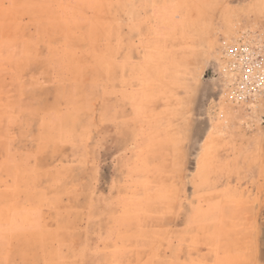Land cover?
<instances>
[{
    "label": "rangeland",
    "instance_id": "rangeland-1",
    "mask_svg": "<svg viewBox=\"0 0 264 264\" xmlns=\"http://www.w3.org/2000/svg\"><path fill=\"white\" fill-rule=\"evenodd\" d=\"M250 36L264 0H0V264H264Z\"/></svg>",
    "mask_w": 264,
    "mask_h": 264
},
{
    "label": "built area",
    "instance_id": "built-area-1",
    "mask_svg": "<svg viewBox=\"0 0 264 264\" xmlns=\"http://www.w3.org/2000/svg\"><path fill=\"white\" fill-rule=\"evenodd\" d=\"M220 73L225 95L234 102H250L264 93V37H244L224 43Z\"/></svg>",
    "mask_w": 264,
    "mask_h": 264
},
{
    "label": "crops",
    "instance_id": "crops-1",
    "mask_svg": "<svg viewBox=\"0 0 264 264\" xmlns=\"http://www.w3.org/2000/svg\"><path fill=\"white\" fill-rule=\"evenodd\" d=\"M230 256L234 258V262H232V263H235V264H248V263H245V261H244V257L245 256H244L243 252H239V251L236 250L235 252H232V254H230ZM258 264H261V263H258Z\"/></svg>",
    "mask_w": 264,
    "mask_h": 264
},
{
    "label": "water",
    "instance_id": "water-1",
    "mask_svg": "<svg viewBox=\"0 0 264 264\" xmlns=\"http://www.w3.org/2000/svg\"><path fill=\"white\" fill-rule=\"evenodd\" d=\"M210 76V70H206L204 77L208 78Z\"/></svg>",
    "mask_w": 264,
    "mask_h": 264
}]
</instances>
